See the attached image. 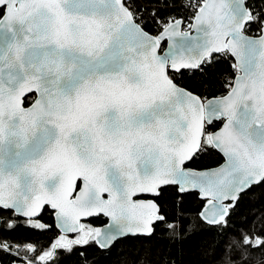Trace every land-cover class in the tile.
<instances>
[{
    "label": "snow or ice",
    "instance_id": "6c2138e0",
    "mask_svg": "<svg viewBox=\"0 0 264 264\" xmlns=\"http://www.w3.org/2000/svg\"><path fill=\"white\" fill-rule=\"evenodd\" d=\"M221 61L220 96L180 83ZM211 152L224 162L189 167ZM169 188L200 197L194 223L164 212ZM45 213L47 250L6 238L52 230ZM158 230L173 247L207 233L206 264H264V0H0V255L96 264ZM125 264L175 261L142 243Z\"/></svg>",
    "mask_w": 264,
    "mask_h": 264
},
{
    "label": "trees",
    "instance_id": "16d2710c",
    "mask_svg": "<svg viewBox=\"0 0 264 264\" xmlns=\"http://www.w3.org/2000/svg\"><path fill=\"white\" fill-rule=\"evenodd\" d=\"M147 29L149 31L155 32V26L148 22ZM231 61H221L217 66L218 71L212 77H201L199 73L191 74L185 72V75L180 78V83L182 86L187 87L190 90H194L198 95L211 98L213 96H220L223 91V84L225 78H233L234 73L231 68ZM223 158L217 152L204 153L197 160L189 164V167L202 169L213 167L221 163ZM165 213L172 214H182L190 223H194L195 217L198 214L203 202L198 198L197 194L184 195L181 197L176 194L174 189L169 188L163 194V197L159 201ZM252 205H242L245 212L249 211ZM234 219H239L234 217ZM43 222L47 224H52V230L41 231V230H27L24 228H19L12 232L6 238L13 245H23L25 243H32L35 247L43 252L49 248V245L54 241L57 236L58 231L56 230L53 222V218L49 213H45L43 216ZM198 234H195L191 239L186 240L182 245L177 244L176 246H171L169 242L166 241L164 233L159 230L156 236L152 238L150 242H142L138 240L126 239L122 240L112 248L110 253H100L96 249H90L91 252L95 253L96 264H125L126 257L133 253L135 249L141 247L143 243L145 247L149 245H155L157 251L163 250L165 253L171 252L172 260L175 264H206V257L203 255L202 249L200 247L205 241L211 237L205 233L197 230ZM255 257H261L260 253L254 254ZM14 257L10 255H0V260L3 264H11ZM74 257L65 258L63 256L59 257L57 264H74ZM255 264V260H253Z\"/></svg>",
    "mask_w": 264,
    "mask_h": 264
},
{
    "label": "flooded vegetation",
    "instance_id": "af4514ba",
    "mask_svg": "<svg viewBox=\"0 0 264 264\" xmlns=\"http://www.w3.org/2000/svg\"><path fill=\"white\" fill-rule=\"evenodd\" d=\"M147 196H142L141 199H147ZM107 218L100 216L97 218H88L86 220H83L82 222H85L87 225L93 226V227H98L100 225H103L105 223H107Z\"/></svg>",
    "mask_w": 264,
    "mask_h": 264
},
{
    "label": "water",
    "instance_id": "95a60500",
    "mask_svg": "<svg viewBox=\"0 0 264 264\" xmlns=\"http://www.w3.org/2000/svg\"><path fill=\"white\" fill-rule=\"evenodd\" d=\"M164 47H165V49L167 48V44L165 43L164 44ZM224 161L222 160V162L221 163H223ZM221 163H219V164H221ZM218 164V165H219ZM218 165H216V166H213V167H208V168H202V169H198V170H204V169H211V168H215V167H217ZM190 168H192V167H190ZM194 169H196V168H194ZM106 195V194H105ZM198 196V195H197ZM198 198L200 199V197L198 196ZM203 207V205L201 206V208ZM201 208H200V210H201ZM199 210V211H200ZM199 213V212H198ZM53 218V222H54V226H55V220H54V217H52ZM88 219V218H87ZM107 220H108V218H107ZM108 223H109V221H107V223H105V224H103V225H100V226H98V227H101V228H104V227H106L107 225H108ZM56 228V227H55ZM56 230L57 231H59L57 228H56Z\"/></svg>",
    "mask_w": 264,
    "mask_h": 264
},
{
    "label": "built area",
    "instance_id": "2783aa9c",
    "mask_svg": "<svg viewBox=\"0 0 264 264\" xmlns=\"http://www.w3.org/2000/svg\"><path fill=\"white\" fill-rule=\"evenodd\" d=\"M185 15H187V13H185ZM186 27V26H185Z\"/></svg>",
    "mask_w": 264,
    "mask_h": 264
}]
</instances>
